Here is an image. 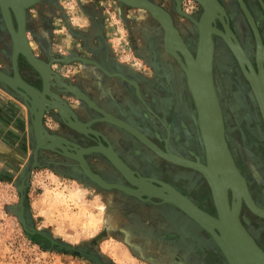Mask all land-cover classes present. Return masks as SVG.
<instances>
[{
    "label": "crops",
    "instance_id": "1",
    "mask_svg": "<svg viewBox=\"0 0 264 264\" xmlns=\"http://www.w3.org/2000/svg\"><path fill=\"white\" fill-rule=\"evenodd\" d=\"M45 1L48 0L34 5L27 11L26 35L38 58L46 57L40 55L37 48L44 53L49 51L50 56L57 53L61 59H66L64 63L52 66V70L58 73L66 84L83 92L109 116L139 129L151 139L155 137L157 143L163 144L164 141L158 134V130L162 128L154 121V112L173 128L171 137L178 146L188 134V129L195 131L194 117L179 112L181 105L186 106L187 103H182V99L192 103L186 90L182 89L186 96L180 94L179 90L177 101L180 104L173 105L178 111L174 116L171 112L173 101L170 97L165 99L164 95L160 94L166 87L163 78L167 79L170 76L171 64L159 51L156 40L158 26L155 22L148 16L127 11L129 8L123 4L122 6L121 3L116 4L109 0H72L71 5L68 3L70 10L66 12L72 16L63 21V15L59 14V10H53L52 5ZM161 32L164 39L163 27ZM8 69L6 54L0 51V70L12 75V70L9 73ZM19 71L23 80L40 88L42 81L38 73L22 63ZM33 78L39 83H34ZM186 84L188 87L187 79ZM51 90L60 94L81 122L100 117V114L70 92L58 88ZM165 106L167 109H164ZM184 108L186 110V107ZM42 122L49 133L82 147L95 144L94 140L65 126L54 109L44 112ZM91 128L104 136L115 153L138 172L143 171V167L149 162L162 165V162L143 144L123 129L108 122L93 123ZM33 142L26 107L7 87L0 84V182L13 184L16 178H21V173L27 170V164L32 157V148H35ZM102 144L105 145L103 141ZM196 145L200 148L199 137H196ZM135 156L137 159H134ZM84 157L90 169L106 182L120 180L117 170L101 154L89 153ZM38 164L37 168H47L45 166L48 165V169L60 178L94 186L82 175L76 161L56 153L40 151ZM99 190L106 199L132 206L135 209L133 213L138 217L136 219L141 223L148 225L149 220L154 223L161 220L167 225L168 233L175 237L169 240L179 252L189 248L192 236L202 243L201 250L204 256H208V251L210 252L209 263L213 260H222L209 236L192 222L193 220L173 206L140 205L114 190ZM201 264H204V261L201 260Z\"/></svg>",
    "mask_w": 264,
    "mask_h": 264
},
{
    "label": "water",
    "instance_id": "2",
    "mask_svg": "<svg viewBox=\"0 0 264 264\" xmlns=\"http://www.w3.org/2000/svg\"><path fill=\"white\" fill-rule=\"evenodd\" d=\"M111 1L119 2V0ZM120 1H122L123 3H119H122L129 8H137L147 11L156 21L161 24V26H163V46L165 52L168 53L166 39H169L171 37L175 41V45L177 46L178 50L181 52V54H183V57L186 61V67L182 63L178 54L174 52V48L170 49L169 47L170 53L168 54L175 58V60L185 70V73L187 75L188 87L191 92L193 103L197 110L196 119L198 120L199 130L201 134V138L199 136L200 148L206 160V164H197V162H193L194 165L189 166L187 164H191V161L173 156L171 154L166 155L155 144L148 140L143 134H141L125 122L120 121L114 117L110 118L111 120L109 121V119H107V113H105L101 108L95 105L83 92L79 91L76 87L66 84L63 81L62 77L50 68L52 61H48L46 63L45 61L34 55V52L29 45L30 42L28 43L25 37L24 16L27 9L32 7L36 0H0L1 16L11 39L10 59L12 68V76H8L0 71V84L7 87L12 93V95L18 98L26 107L30 118L31 133L35 142V148H32V163L29 167V170L23 171L21 173V180L16 186L17 191L20 194V198L17 206L13 210L14 214L17 217L18 223L22 226V229L29 235H34L36 233L39 234L38 231L32 229L31 219L26 215V209L24 205V192L28 185V178L31 173V170L39 166V151L42 150L50 151L70 160L77 161L78 168L80 169L82 175L93 184L96 183V185L102 189H115L119 191L124 190L125 186L123 185L115 183H105L97 173L93 172L90 169L84 156L89 153H97L101 154L131 186L135 187V189L129 188L130 191H135L133 197H136L141 201H150L152 199L159 200L161 204H169L174 208L178 209L184 215L188 217L190 216L191 218L196 220V222H192H194L209 236V238L213 241L215 247L217 248L218 252L220 253L222 259L226 264H264V252L258 247L254 239L245 230L238 218L242 202L240 200H237L238 202L236 201L234 203L232 197V201L230 203L229 197L227 195L229 188L232 189V191L236 190L235 192H237V189L240 190V195L238 193L239 197H242L244 203L254 213H256L258 217L264 219V209H261L254 204L246 187L245 179L236 167L234 159L230 155L227 145L225 143L222 134L224 127L221 125L222 113L214 85H212V82L210 80L209 87H203V85L198 80L197 75L195 77V74L193 73L191 67L192 57L190 56L184 43L180 41L181 39L177 35V31L171 23V18L164 9L149 0ZM193 1L198 3L202 8L199 23L193 20L184 12L180 13L185 17L189 18L194 24H196L199 33V41H201V37L203 35L201 32L203 26L205 27L208 25L212 28L211 23L204 24L205 20L207 21L210 17V10L213 8L214 12V10L219 9L220 14L223 13V15H220L219 20L223 26L224 33L220 30H218V32L221 35L227 33L230 34V38H226L227 44L230 46V48H232V51L235 53L236 57H238L240 60L244 59L246 61L245 65L241 63L239 64L240 68L244 73H248V70H250L251 74L250 72L248 73L247 80L250 86L252 87L254 95L258 101L259 108H261L264 113V44L262 43V39L260 36L259 26L257 23H255L252 13L247 8L243 0H236L241 14L245 18L255 39L257 49L256 71L250 66L248 59L243 49L241 48L235 34L232 32L231 29H229L228 25L224 22L223 16H225V14L223 12V8L220 6L217 0H205L206 2L208 1L209 5L203 0ZM176 2L179 7L180 1L176 0ZM257 2L259 4V8L261 9L264 15V1L257 0ZM12 15L14 17L16 28L13 27ZM208 42H210V36L208 37ZM207 44L209 43H206V45ZM212 52L213 45H210L207 50V55H203L200 58L201 66L212 69ZM198 53L199 51L197 50L196 59H198ZM19 56L25 60L26 64L33 71L38 72V74L40 75L42 81V85L40 86V88L28 84L20 77L17 62V58ZM65 60L66 59H56L55 61L58 63H64ZM188 60H190L191 63ZM82 62L85 61L82 60ZM94 65L97 64L94 63ZM97 67L99 66L97 65ZM198 69L202 70L201 67H199ZM198 69H196V72H198ZM209 70L206 69V71H208L207 73H209ZM50 72L52 74H55L58 78V80L56 81L55 79H53L54 88L64 90V92L72 93L74 96L82 100L89 108L95 110L98 114H100V117L94 118L88 122H79V119L75 116L71 109L69 115L65 112L63 115L61 113L59 104H53L52 101L51 92L49 90L51 78L48 76L50 75ZM119 76L124 79L123 76ZM257 76H260L261 80L257 81ZM67 86H70L69 90H67ZM212 102L215 105L214 107L211 106ZM51 109L57 111L60 119L62 120L63 124H65V126H67L78 134H81L85 137L94 140L95 144L92 146H88L86 148L87 151H84L79 158L71 157L72 155H75L77 153V150L75 148V146L78 147L77 144L61 136L51 134L44 128L42 122L44 112ZM97 122H108L110 124H113L127 131L145 146L154 151L158 156L168 161H172L175 164L188 167L189 169L191 168L194 171H197L198 173L202 174L205 178V182L207 183L211 191L215 216L199 208L190 198L189 201L187 199V196H184L182 194H180L181 199L186 204V206L190 208L189 210L192 213L185 209H180L175 203L169 201L168 197H166V195L162 192V194H159V192L153 193L150 190L146 191L141 188V184L139 185L136 182L138 179L141 181L143 180L142 182L147 185L148 189L156 187L150 182L160 184L165 183L161 181L158 182L157 180H147L139 175L135 176L134 171H132L120 159V157L115 153V151L112 149L111 145L104 138V136H102L100 133L91 128V125ZM216 127H218L219 137L217 136V131L215 132L216 136L214 135V133H212V130ZM102 141L105 143V145L102 144ZM36 159L37 164L35 162ZM222 176L228 178V181H226V179ZM218 180L219 183H228L230 185L229 187L226 185L225 195L222 189L221 193H217L216 191L219 185ZM123 192L129 194L125 190ZM196 215H198L204 223H202V221H197V219L195 218ZM236 238L239 239V242H237ZM50 241L54 243V241Z\"/></svg>",
    "mask_w": 264,
    "mask_h": 264
},
{
    "label": "rangeland",
    "instance_id": "3",
    "mask_svg": "<svg viewBox=\"0 0 264 264\" xmlns=\"http://www.w3.org/2000/svg\"><path fill=\"white\" fill-rule=\"evenodd\" d=\"M152 1L170 12L183 39L194 46L196 37L191 22L172 10L171 0ZM45 2L52 5L53 10H59V14L63 15V21L72 16L66 14L70 10L72 0ZM194 2L184 0L181 6L185 13L196 18L197 7ZM250 2L255 6L257 24L264 33V15L255 0ZM127 11L148 16L156 24L155 19L143 9L129 8ZM230 17L233 29L242 44L250 48L248 38H251V35L246 32L243 16L235 4ZM246 26L250 33L249 26ZM7 35L0 22V51L5 53L6 57L11 49L10 38ZM156 35L159 51L173 65V58L164 50L159 26ZM250 42L253 46L248 52L252 54L255 42L251 39ZM37 49L40 55L46 57L44 59H61L57 53L50 56L49 51L44 53ZM216 56L215 59L213 58L214 67L222 64L223 67L230 68V89L232 84L238 88L242 87L244 81L232 56L230 55V63L222 61L221 64L218 62L219 54L217 58ZM20 58V63L26 64L25 60ZM57 63L52 61L54 66ZM32 81L39 83L34 78ZM218 90L224 103L230 97V102L225 104V110L229 111L231 127L236 123L232 117L237 116L240 119L241 108L245 103L244 97L242 99L233 97L234 95H231L233 92L229 93V87L224 89L219 86ZM234 142L237 144L236 140ZM31 163L32 157L28 162L27 170ZM45 167L47 168H33L24 192L26 215L31 219L32 229L39 234L26 233L14 214L13 209L20 198L16 186L21 178H16L13 184L0 182V264H201L199 253L195 250L188 248L187 251L180 253L175 249L170 243L171 240L167 238L169 229L161 220L155 223L149 220L148 225L141 223L133 213L135 209L127 203L126 205L117 204L114 200L106 199L96 185L60 178L48 169V165ZM211 242L214 245L213 241Z\"/></svg>",
    "mask_w": 264,
    "mask_h": 264
},
{
    "label": "flooded vegetation",
    "instance_id": "4",
    "mask_svg": "<svg viewBox=\"0 0 264 264\" xmlns=\"http://www.w3.org/2000/svg\"><path fill=\"white\" fill-rule=\"evenodd\" d=\"M149 1L160 6L162 9H164L168 13L176 31H177L178 36L185 43L189 52L191 51V53L194 55L196 52V49H197L198 32H197L195 24L189 18L185 17L184 15H182L180 13V12H184L182 10V6H181L184 0H179L180 1L179 7L177 5L176 0H171L172 10L174 12H177V14H181L184 18H186L189 22H191L192 27H193L194 32H195V37H196L194 46L187 43L183 39L179 29L177 28V26L174 23L172 16H171L169 11L166 10L164 7H162V5H159L152 0H149ZM243 1H244L245 5L247 6V8L252 13V15L254 16L255 20L257 21L256 10L254 8L255 6L251 4V2H250L251 0H243ZM217 2L223 6V9H225V16H223L224 22L228 25L229 29L232 30V32L235 34V36L237 38H239L233 29V26L231 24V17H230L232 15V7L234 6V4L237 5V8H239L236 0H217ZM255 2L257 3V5H259L257 0H255ZM194 5H196V7H197L196 8L197 9V12H196L197 17L196 18H194L193 16H191L185 12L184 13L187 14L188 16H190L193 20L199 21L200 15L202 13V8L196 2H194ZM217 14L220 15V13H218V12H217ZM0 15H1V13H0ZM243 19H244L243 25L245 26V30L249 35H251V38L250 37L248 38V41L251 44L250 48H247L244 45L243 46L245 47V49L247 51H250L251 47L253 46V43L250 42V39H251V41H254V37L252 35V32L249 33V31L247 30L246 25H248V24H247L244 17H243ZM0 22H1V26H2V29L4 30V32H7L5 27H4V24L2 23L3 21L1 20ZM13 23L15 24L14 19H13ZM156 24H157V26H159L160 32H161V30H162L161 25L158 23V21H156ZM214 26L224 33V29H223V26H222L219 18L215 19ZM259 29H260V27H259ZM260 33H261L262 39L264 41V33L261 29H260ZM7 34H8V32H7ZM7 36L9 37V34ZM161 36H162V34H161ZM213 39H214L213 58L215 59V56L216 55L218 56V54H219L218 62L220 64L222 61L224 63H230V55H231L232 59L234 60L235 64L238 67L241 78L244 81V84H242V87L238 88V87L234 86V84H232V88L230 89V81H231L230 68L229 67L225 68L222 66V64L218 65V67L217 66L214 67V65H213L212 70H213L214 88H215V91H216V94L218 97V102H219V106L221 109L222 118L224 121V126H225L224 131H225V137H226L228 147H229L230 152L233 156L236 167L238 168L241 175L246 180L247 188L249 190V194H251L250 196H251L253 202L256 205H258L259 208L264 209V135H263L264 127H263V124L260 120V114L258 112V109L254 104V100L252 98V94H251L252 92H251V89L249 87V84L247 83V80H246L243 72L241 71L240 66L237 63L236 59L231 54V50L229 49L228 45L223 40H221L216 34H213ZM162 42H163V36H162ZM219 44H221L222 48H221V46H219ZM10 56H11V49H9V54L7 57L8 65H9V69H8L9 73L12 70L11 69ZM169 56L172 57L170 54H169ZM180 56L182 57V59L184 58L181 54H180ZM217 56H216V58H217ZM220 57H221V59H220ZM250 57H251L252 61L254 60L253 66L256 69V66H255L256 61H255V58H253L254 54H251V52H250ZM172 58H173V65L172 64L170 65L171 66L170 67L171 68L170 69V76L167 79L163 78V81L166 84L165 85L166 87L164 88V90L160 94L161 95L163 94L165 99H169L168 97H170L171 100L173 101L172 105H171L172 106L171 112H172V116H174L175 114H178L177 108L173 105L174 104L176 105V103H179L177 101V99H179V96H178L179 90L181 91L180 94H182L183 96L185 94L183 93L182 89L184 88L186 90L187 95L190 97V101L192 100V103L182 99V103L183 102H187V103H186V106L181 105L179 112L185 113L186 116L194 117L193 121H195V123H196L195 131L192 132L190 129H188V132H187L188 134L185 136L182 144H180V146H178L174 143V141L171 137V131L173 130V128L170 127L168 124H166L161 117H158V115H156L155 112H154L155 114L153 113V115L155 116L154 121L156 122V124H158V126H160L162 128V130H158V134L163 139V141H164L163 144L157 143L155 141V137H154V139H151V138L147 137L139 129H137L133 126L132 127L134 129H136L138 132H140L141 134H143L145 137H147L150 141H152L155 145H157L162 151L167 152L168 154H171L173 156L180 157L182 159L191 161V162L192 161L196 162L198 159L197 162H200L202 164H206V160L204 158V155L202 153L201 148H199L196 145V137L198 138L200 136V138H201V134H200L199 126H198V120L196 119L197 110H196V107L193 103L191 92H189V89H188L187 84H186L187 78L184 75V69L180 66V64L175 60L174 57H172ZM40 59H42V58H40ZM56 59H58V58H49V59H42V60L45 62H48V61H55ZM225 59H226V62H225ZM183 60L185 61V59H183ZM17 62H18V65L20 66V62H21L20 56L17 58ZM52 66H53V64H51V68H52ZM167 68H169V67H167ZM18 71H19V67H18ZM19 73H20V71H19ZM173 73H175V74H173ZM157 76H158V74H157ZM40 86H41V84H40ZM219 86H222L224 89H225V87L226 88L229 87V93H230V91L233 92V94H231V95H234L233 97H237L240 99H242L244 97L245 103L243 104V107L241 108V112H240L241 114L239 115L240 119L237 118V116L232 117V120H235L236 123L234 122L235 124L233 126L231 125V127H230L229 111H227L228 109L225 110V104L230 102V97H228L229 100L227 99V102L224 103L223 99L221 98V96L219 94V90H218ZM167 92L169 94H167ZM242 103H243V101H242ZM184 107H186V110ZM164 109H167V106H165ZM125 132H127V131H125ZM155 133H156V131H155ZM244 138H246V139L244 140ZM136 140H138V139H136ZM234 140L237 141V144H236V142H234ZM201 141H202V139H201ZM141 144H143V143H141ZM143 146L145 148H147L149 150V152L155 158L159 159L162 162V165H157L154 162H149L148 164H146L145 167L142 166L144 168V169H142L143 171L138 172V170H136L134 167H131L130 164H128V162H126L125 160H122L120 158L132 171H134L135 176L139 175V176H141L147 180H160L161 182H163V183L173 187L177 191H179L182 195L190 198L199 208H201V209L205 210L206 212H208L209 214L215 216V211H214V206H213V202H212L210 188L208 187L207 183L205 182V180H204L205 178L200 173H198L197 171H194L191 168L189 169L188 167L175 164L172 161H168V160L158 156L154 151H152L150 148H148L144 144H143ZM134 159H137V157L135 156ZM119 176H120V180H117L115 182H108V183H116V184L120 183L121 185H125V186H128L130 188H135L134 186H131L122 177V175L120 173H119ZM150 183L156 187L160 186V184L155 183V182H150ZM94 185H96V183ZM98 188L101 190H114V191L122 194L123 196H127V197L137 201V203L140 205L157 207V206H160L159 204H161L159 202V200H156V199H152L150 201H141V200L137 199L136 197H133L129 194H126L125 192L123 193V191H119V190H115V189H102L100 187H98ZM227 195H228L230 203H231L232 197H233L231 189L228 190ZM242 203L243 204L241 206L240 215H239V219L241 221V224L243 225L245 230L250 234V236L254 239V241L256 242L258 247L264 252V219L258 217V215L251 212L249 210V208L247 207V205L244 203V201H242ZM167 238L172 239L175 237L173 236V234H167ZM192 241H193V243H192ZM190 242H191V245L189 246V250L191 249V250H195V252H198L200 260L204 261V264H226L223 260H213L212 262L209 263L208 258L210 256V252L208 251V256H204L202 254L201 248L203 246L201 245L202 243L200 242V240L191 236ZM192 245H194V246H192ZM193 248H195V249H193ZM180 253H182V252L180 251Z\"/></svg>",
    "mask_w": 264,
    "mask_h": 264
},
{
    "label": "bare ground",
    "instance_id": "5",
    "mask_svg": "<svg viewBox=\"0 0 264 264\" xmlns=\"http://www.w3.org/2000/svg\"><path fill=\"white\" fill-rule=\"evenodd\" d=\"M42 1H44V0H36V2L33 4V6L34 5H36V4H40V2H42ZM203 1H205V0H203ZM119 2H122V1H120L119 0ZM206 2V1H205ZM123 3V2H122ZM207 4H208V1L206 2ZM209 5V4H208ZM220 6L223 8V6L220 4ZM220 10L219 9H217V10H214V12H213V8L210 10V17L208 18V20L206 21L205 20V23L204 24H208V23H211V26H212V28L211 27H209L208 25L207 26H203V29H201V32H202V37H201V41H199V38H198V43H197V49H196V52H195V54L193 55L192 53H191V51L189 52V50H188V48H187V46L185 45V43L182 41V39L180 40L181 42H183L184 43V45H185V47L187 48V50H188V52H189V54H190V56L192 57V64H191V67H192V71H193V73L195 74V77H196V75H197V78H198V80L200 81V83L203 85V87H209V85H210V80H211V82H212V85H214V80H213V70L212 69H210V68H206V67H204V66H201V60H200V58H201V56H203V55H207V50H208V47L210 46V45H213V43H214V39H213V34H216L221 40H223L226 44H227V41H226V38H230V34H220L219 32H218V28H216L215 26H214V21H215V19L217 18H219L220 17V15H223V13H221L220 15H218L217 14V12L218 13H220L219 12ZM223 12H224V14H225V9H223ZM0 13H1V11H0ZM254 17V16H253ZM1 18H2V16H1ZM14 19V17H13V15H12V20ZM24 19H25V37H26V40L28 41V43H29V40H28V37H27V35H26V22H27V12H25V16H24ZM2 21H3V19H2ZM254 21H255V23H257V21L255 20V18H254ZM15 22V21H14ZM198 23L200 22V21H197ZM12 23H13V21H12ZM172 23V22H171ZM3 24H4V21H3ZM172 25H173V23H172ZM257 25V24H256ZM174 26V25H173ZM195 26H196V24H195ZM4 27H5V29H6V26H5V24H4ZM13 27L14 28H16V24H14L13 23ZM163 27V26H162ZM175 28V27H174ZM196 28H197V26H196ZM257 28H258V26H257ZM164 30V29H163ZM197 30H198V28H197ZM6 31H7V29H6ZM8 32V31H7ZM260 32V31H259ZM9 34V33H8ZM178 35V34H177ZM198 35H199V33H198ZM10 36V35H9ZM210 36V42H208V37ZM260 36H261V39H262V35H261V33H260ZM237 38V37H236ZM11 40V39H10ZM237 40H238V42H239V44H240V46H241V48L243 49V51H244V53H245V55H246V57H247V59H248V62H249V64H250V66L256 71V69L254 68V66H253V61H252V59H251V57H250V53L245 49V47L243 46V44L241 43V41H240V39L239 38H237ZM203 41V42H202ZM166 42H167V51H168V53H170V49H173L174 48V52L175 53H177L178 54V56L180 57V59H181V61H182V63L184 64V66L186 67V61H184L183 59H182V57L180 56V54H181V52L178 50V48H177V46L175 45V41L170 37L169 39H166ZM254 42H255V39H254ZM206 43H209V44H207L206 45ZM262 43L264 44V41H263V39H262ZM203 44V45H202ZM29 45H30V43H29ZM228 45V44H227ZM169 47H170V49H169ZM228 47H229V49L231 50V54L233 55V57L236 59V61H237V63L238 64H244L245 65V63H246V61L244 60V59H239L238 57H236L235 56V53L232 51V48H230V46L228 45ZM30 48L32 49V47H31V45H30ZM197 50L199 51V56H198V59H196V54H197ZM256 43H255V48H254V52L252 53V54H254V57L253 58H255V61H256ZM180 54H179V53ZM174 54V53H173ZM201 54V55H200ZM35 55V54H34ZM182 56H183V54H181ZM212 55H213V52H212ZM188 61H190V60H188ZM47 63V62H46ZM190 63H191V61H190ZM263 63H264V59H263ZM240 66V65H239ZM256 66V65H255ZM18 67H19V65H18ZM199 67H201L202 68V70L201 69H198ZM50 68H51V66H50ZM52 69V68H51ZM196 69H198L197 71L198 72H196ZM206 69H210L209 70V73H207L208 71H206ZM241 69V68H240ZM1 71V70H0ZM241 71H242V69H241ZM2 73H4V74H6V75H8V76H12V75H9V74H7V73H5V72H3V71H1ZM36 72V71H35ZM243 72V71H242ZM250 72V70H248V73ZM36 73H38V72H36ZM184 73H185V70H184ZM248 73H244L243 72V74H244V76H245V78H246V80H247V76H248ZM20 74V73H19ZM250 74H251V72H250ZM39 75V74H38ZM185 75H186V73H185ZM50 78H51V80H50V84H49V90H50V92H51V97H52V101H53V104H59V106H60V109H61V113L64 115V112L65 113H67L68 115L70 114V108H69V106L64 102V100L61 98V96H60V94L59 93H54L52 90H51V88H53L54 89V80L53 79H55V81L56 80H58V78H57V76L55 75V74H52L51 72H50V75H48ZM47 76V77H48ZM243 76V75H242ZM20 77L23 79V77L21 76V74H20ZM39 77H40V75H39ZM186 77H187V75H186ZM209 78V79H208ZM41 79V78H40ZM259 80H261V77L260 76H257V81H259ZM25 81V80H24ZM26 82V81H25ZM247 83L249 84V82H248V80H247ZM29 84V83H28ZM6 85V84H5ZM7 86V85H6ZM249 87H250V89H251V94H252V98H253V100H254V104L257 106V109H258V112H259V114H260V120H261V122H262V124H263V126H264V113H263V111H262V109L261 108H259V104H258V101H257V99H256V97H255V95H254V92H253V90H252V87L250 86V84H249ZM69 88H70V86H67V90H69ZM190 90V89H189ZM64 91V90H63ZM211 106L212 107H214L215 105L213 104V102L211 103ZM219 117V116H218ZM110 118H112V116H107V119H109V121L111 120ZM118 119V118H117ZM118 120H120V119H118ZM120 121H122V120H120ZM79 122H81L80 120H79ZM124 122V121H123ZM126 123V122H125ZM126 124H128V123H126ZM129 125V124H128ZM221 125L223 126V127H225L224 126V121H223V118L221 119ZM217 126H218V123H217ZM45 128V127H44ZM217 128V129H216ZM216 128H214L213 130H212V133H214V135H215V132L217 131V134H218V127H216ZM223 137H224V140H225V143H226V145H227V148H228V151H229V153H230V155L232 156V154H231V152H230V149H229V147H228V144H227V141H226V137H225V131H224V129H223ZM216 136V135H215ZM218 137H219V134L217 135ZM147 138V137H146ZM148 139V138H147ZM149 140V139H148ZM152 142V141H151ZM153 143V142H152ZM76 144V143H75ZM154 144V143H153ZM78 145V144H77ZM157 146V145H156ZM158 147V146H157ZM75 148H76V150H77V153L75 154V155H72L71 157H75V158H79L80 157V155H82L83 154V152L84 151H87V147H82L81 145H78V147L77 146H75ZM159 148V147H158ZM160 149V148H159ZM161 150V149H160ZM40 152V151H39ZM164 152V151H163ZM166 155H168V153L167 152H164ZM69 156V155H68ZM232 158H233V156H232ZM75 161V160H74ZM36 164H37V159H36ZM77 162V161H76ZM197 162V161H196ZM221 162V161H220ZM78 163V162H77ZM195 163V162H194ZM197 164H202V163H200V162H197ZM187 165H189V166H193L194 164H193V161H192V163L191 164H187ZM202 175V174H201ZM203 176V175H202ZM223 178H225L226 179V181H228L227 179L228 178H226L225 176H222ZM245 179V178H244ZM102 180L105 182V183H108V182H106L103 178H102ZM143 181V180H142ZM141 180H137L136 182L140 185L141 184V188H143L144 190H146V191H148V190H150L151 192H153V193H155V192H159V194L162 192L163 194H165L166 195V197H168V199H169V201H171V202H173V203H175L180 209H185V210H187V211H189L190 213H192L189 209L190 208H188V206H186V204L183 202V200L181 199V197H180V192L179 191H177L176 189H174L173 187H171V186H169V185H167V184H160V183H158V184H160V186H158V187H155V188H149L148 189V187H147V185H145L143 182H142ZM158 182H160V180H157ZM245 182H246V180H245ZM116 184V183H115ZM218 188H217V193H221V189L223 190V192H224V195H225V192H226V185L229 187L230 185L228 184V183H219V180H218ZM119 185H121L120 183H119ZM123 186H125V185H123ZM246 187H247V183H246ZM128 188V189H127ZM130 187H128V186H125V188H124V190L127 192V193H129V195H131V196H134V193H135V191H130V189H129ZM131 189H135V188H131ZM230 189V188H229ZM248 189V188H247ZM124 190H121V191H124ZM231 191H232V189H231ZM236 191V190H235ZM235 191H232L233 192V202L235 203L237 200L239 201H243V199H242V197H239V195H240V190H238L237 189V192H235ZM248 192H249V190H248ZM124 193V192H123ZM161 193V194H162ZM238 193H239V195H238ZM251 195V194H250ZM187 199L189 200V198L187 197ZM190 201V200H189ZM237 201V202H238ZM243 204V203H242ZM255 204V203H254ZM256 205V204H255ZM242 206V205H241ZM256 206H258V205H256ZM248 207V206H247ZM259 207V206H258ZM249 208V207H248ZM241 209V208H240ZM249 210L251 211V212H253L250 208H249ZM254 213V212H253ZM256 214V213H255ZM239 215H240V212H239ZM239 215H238V218H239ZM257 215V214H256ZM189 218L191 219V220H193L194 222H196V220H194L193 218H191L190 216H189ZM195 218L197 219V221H199V222H201L202 221V223H204L203 222V220L198 216V215H196L195 216ZM240 220V219H239ZM241 222V221H240ZM205 224H206V222H205ZM237 239V242H239V239L238 238H236ZM231 244V243H230ZM233 246V245H232Z\"/></svg>",
    "mask_w": 264,
    "mask_h": 264
}]
</instances>
